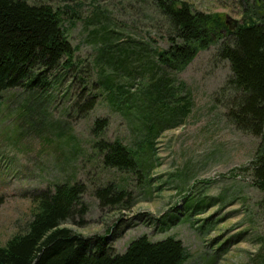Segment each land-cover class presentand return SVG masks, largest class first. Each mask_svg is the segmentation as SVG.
<instances>
[{
    "label": "rangeland",
    "instance_id": "374dc122",
    "mask_svg": "<svg viewBox=\"0 0 264 264\" xmlns=\"http://www.w3.org/2000/svg\"><path fill=\"white\" fill-rule=\"evenodd\" d=\"M27 1L64 11L76 67L43 93L23 86L1 92L0 244L25 228L33 192L78 181L85 186V221L79 225L75 218L63 225L94 236L106 234L116 223L119 233L108 237L117 252L141 234L151 240L174 236L188 253L181 264H264V214L259 206L264 192L244 169L264 136L246 134L226 117L231 91L224 84L231 70L216 54L225 38H215L175 71L157 61L156 52L169 46L172 30L155 0ZM185 1L192 10L224 22L243 18L239 0ZM160 75L177 85L176 97L189 102L188 112L172 117L167 110L154 109L172 120L157 135L146 170L106 167L93 146V122L105 118L102 137L133 146L142 135L146 111L141 101H148L142 92ZM105 76H112L105 82L122 86L125 98L99 83ZM133 93L134 98L128 96ZM88 99L93 107L84 112L80 106ZM177 102L170 99L168 105ZM109 183L124 194L106 206L94 193ZM200 199L199 206L208 205L192 210Z\"/></svg>",
    "mask_w": 264,
    "mask_h": 264
},
{
    "label": "trees",
    "instance_id": "16d2710c",
    "mask_svg": "<svg viewBox=\"0 0 264 264\" xmlns=\"http://www.w3.org/2000/svg\"><path fill=\"white\" fill-rule=\"evenodd\" d=\"M239 1L243 22L231 30L221 17L192 10L185 0H155L172 30L169 46L157 51L156 56L161 65L180 71L200 49L209 46L215 38H225L216 51L219 58L228 61L231 70L224 84L231 91L225 114L238 130L257 136L263 134L264 122V0ZM63 14V10L46 3L0 0V96L3 90L16 86L43 93L75 69V48L68 40ZM105 81H112V76H105L99 83L115 97L125 98L121 85ZM176 87L171 78L160 75L144 89L143 97L148 101H141L142 111H146L142 116V135L133 146L118 138L104 139L105 118L93 122V146L106 167L146 170L144 163L155 153V139L162 128L170 124L175 112L182 115L188 112L189 102L176 97ZM170 99L178 102L169 106ZM92 101L86 100L80 109L88 111L93 107ZM154 109L167 110L172 117L165 119ZM244 169L249 172L251 183L264 192V144ZM114 187L109 183L95 190L102 205L116 204L123 198L124 191ZM84 191V184L75 181L56 183L33 192L31 217L22 231L0 244V264H181L187 259L186 248L174 236L151 240L141 234L124 251L117 252L108 237L119 233L116 223L106 234L94 236H85L64 226L65 221L75 218L77 224L84 223L88 210L81 197ZM201 200L190 206L192 210L208 205L209 202L199 206ZM259 206L264 214V196ZM174 218L169 216L170 221Z\"/></svg>",
    "mask_w": 264,
    "mask_h": 264
},
{
    "label": "water",
    "instance_id": "95a60500",
    "mask_svg": "<svg viewBox=\"0 0 264 264\" xmlns=\"http://www.w3.org/2000/svg\"><path fill=\"white\" fill-rule=\"evenodd\" d=\"M242 22H243V18H240L239 20L233 18H230V20L229 18L225 19V23L227 24V27L231 30H233L238 23H242ZM224 31L226 30L224 29ZM263 136H264V122H263Z\"/></svg>",
    "mask_w": 264,
    "mask_h": 264
}]
</instances>
